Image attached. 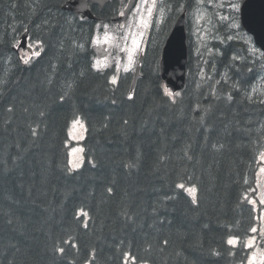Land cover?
<instances>
[{
	"label": "trees",
	"instance_id": "16d2710c",
	"mask_svg": "<svg viewBox=\"0 0 264 264\" xmlns=\"http://www.w3.org/2000/svg\"><path fill=\"white\" fill-rule=\"evenodd\" d=\"M65 1L0 0V264H86L93 249L94 264H123L125 251L147 264H245L249 250L226 240L251 235L258 212L243 199L253 195L264 148V98H247L258 60L227 41L231 27L221 22L226 44L208 58L204 78L188 45L186 83L173 102L158 74L160 48L176 17L186 11L188 23L197 5L167 0V27L147 39L129 100L132 75L113 86L114 69L90 67L95 28L122 2L91 6L89 19L62 9ZM25 28L44 42L27 65L13 47ZM74 114L87 131L84 163L70 173L64 145ZM177 183L195 185L198 203ZM80 208L88 216L77 219ZM69 237L78 248L53 251Z\"/></svg>",
	"mask_w": 264,
	"mask_h": 264
},
{
	"label": "snow or ice",
	"instance_id": "6c2138e0",
	"mask_svg": "<svg viewBox=\"0 0 264 264\" xmlns=\"http://www.w3.org/2000/svg\"><path fill=\"white\" fill-rule=\"evenodd\" d=\"M207 3L209 6L213 4V0H207ZM205 4V0H196V14H197V23H199L201 20H205L206 23L204 25V31L205 33L210 31L209 25H211V18L208 16V13L206 10H202L201 6ZM223 6L222 4L220 5ZM135 12L133 13L132 20L127 25V31L118 32L116 34H110L108 32V25H103L101 28L100 25H97V31H103L105 40L107 41L109 38L114 42L112 47L115 50V55H113L112 52H107V55L103 57V59L93 57L91 62V69L98 72V73H104L108 69H114L113 73L108 78V83H110L113 86H117L121 76L120 73L123 71L124 73H128L129 71H134V65L136 63V55L141 51V42L143 40L144 36V30H146L150 24H151V17L153 15L154 10L158 9L160 11H163V8L160 7V0H139L137 4L134 5ZM235 7V5H233ZM119 15L125 16V11H120ZM120 29H124L125 25H120ZM25 32H27V28L24 29ZM139 37L140 39H137ZM228 39H232L229 37ZM130 40V43H129ZM93 46H96L98 44V37H93L91 41ZM19 45L14 44L13 47H18ZM44 42L42 40H35L33 43L29 44V51L31 52V55H25L21 57L24 64H30L32 62V59L35 57H39L43 51ZM80 48H83L84 45H80ZM107 51V50H106ZM212 50L209 49V52ZM259 50L257 49H249L250 54L255 55ZM123 54V56H121ZM261 56H264V53H260ZM243 59L242 57L233 56V60ZM207 63V61H206ZM213 71H215V67L213 65ZM251 71V69H249ZM226 77V74H225ZM208 79H212L211 76L208 77ZM227 80L225 79V83ZM217 84L221 83V81H216ZM233 87H236V85H233ZM251 91L248 92L247 98L249 101L253 100V94L258 93L261 96H264V87L258 86V85H250ZM66 88L70 90L72 88L71 82L66 84ZM164 93L167 95L170 99H172L173 102H175V97L179 96L180 93H172L167 87L164 88ZM68 95V92L65 91L63 95L60 96V100L63 101L65 97ZM128 99H133L132 93H129ZM228 99L231 100L232 96L231 94L228 95ZM115 103V101H113ZM260 103H264V99L260 100ZM8 111H12L11 108L8 109ZM40 116L43 117L44 113L41 112ZM127 123V121H125ZM38 128L39 125H37L35 128H32V135L36 136L38 134ZM79 128L82 129L84 132L87 131L85 120L82 116L74 114L72 118L70 119V122L67 126V138L68 140L72 141H78L79 139H83V136H77L75 134V130ZM65 148L69 149L66 152L65 157V169L68 172H76L78 171L85 159V149L84 147H70L67 142H65ZM259 160L264 161V151H261L259 153ZM92 163V166L95 167V162L90 161ZM132 166V165H130ZM264 173V166H261L259 168V172ZM191 178L189 177V180ZM247 183V181H245ZM176 188L183 190L184 192H187L191 196V203L197 204V192L198 189L195 185H187L186 183H177L175 185ZM261 185L257 184V188L250 189L252 192H256L258 188H260ZM107 191L109 193L112 192L111 188H108ZM174 197H166V199H173ZM243 199H245L249 204L253 206V212H256L259 208L260 212L259 215L254 216V221L256 223L253 224V226L250 227L249 232L251 235H249L246 239L243 241L241 240V237L236 235H230L227 237L226 243L229 246L237 247L242 246L243 249L251 250L248 252L246 256V262L247 264H264V247H261L257 244V241L260 240L261 243H264V192L259 193L258 199H249L248 194L245 193ZM81 216H88V213L84 211L83 208H80L77 211L76 218L79 219ZM87 223H84V227L87 228ZM163 243L167 245L168 241L164 240ZM70 246L71 248H78V245L73 242V239L69 237L68 239L61 240L59 243L54 244L53 251L56 253H59L61 256H63L66 252V247ZM122 260L123 264H147L146 261H140L137 256L133 255L130 251H125L122 253ZM95 261V250H92L90 258L86 261V264H94ZM243 264V262H242Z\"/></svg>",
	"mask_w": 264,
	"mask_h": 264
},
{
	"label": "rangeland",
	"instance_id": "374dc122",
	"mask_svg": "<svg viewBox=\"0 0 264 264\" xmlns=\"http://www.w3.org/2000/svg\"><path fill=\"white\" fill-rule=\"evenodd\" d=\"M119 1L122 2L123 4L122 8H123L126 5L128 0H119ZM138 2L139 0H136L135 4H137ZM205 2L208 5L206 0ZM240 3H241V0H213V4L209 6L208 8L201 6L202 10H206L208 13V16L211 18V25H209L210 31L207 33H205L204 31V25L206 23L207 18L197 23L196 11H194V13L192 14L190 18V22L187 27V41L190 46L189 48L191 50V53L193 54L194 59H195L194 63H195L196 74L199 75L200 78H204L206 76V72H205L206 71V67H205L206 61L207 60L209 61L208 58L214 52L220 53L222 49V45L226 44L225 35L223 34L222 30H220L219 28H216V24L212 22L213 20L212 13H213L216 18L220 19V21L222 19L229 21L228 25H230L232 33L227 27H224V33L228 35L232 34L229 37H231L233 40L241 41L243 45L245 46V48L247 49L249 54H250L249 49L259 50L255 55L250 54L251 55L250 57L251 59L258 60L259 66L261 67L262 71H261L260 76L257 78V85L264 87V56L260 55V53H263V52L252 43L253 42L252 37H249L244 32L238 33V29H239V21H238L239 20V16H238L239 9L238 8L240 6ZM221 4L223 5L222 7L220 6ZM233 5H235V7H233ZM160 7L163 8V11H160L159 8L154 10L153 15L151 17V24L146 30H144V36L141 42V51L136 55V58H135L136 61H138L139 55L143 52L142 49L144 48L145 41L149 38V36L151 35L154 36L158 34V32L162 30L163 26L167 27V24H168L167 16L169 15L170 11L167 10L165 0H160ZM122 8L119 10V12L122 10ZM135 11H136L135 7H133V9L131 10L129 14L127 21L121 24V25H125L124 29H120L119 26L113 25L111 23H100L98 25H100L101 28L103 27V25H108V32L110 34H116L118 32L127 31L128 30L127 25L132 20L133 13ZM167 33H165V37L167 36ZM94 36L98 37V44L96 46H93L95 57L103 59V57L107 55V52H112L113 55H115V50L112 47L114 42L110 38L106 41L103 31H99V32L97 31V26H96V31H95ZM137 39H140V38L137 37ZM232 39H227V41L228 40L231 41ZM26 42L27 43L24 48L22 46V40L20 36L15 42L16 45H19L18 46L19 49L17 50L18 55L22 57L25 55H31V52L29 51V44L33 43L34 41L28 37ZM129 43H130V40H129ZM18 47H15V49ZM209 49H211L212 51L209 52ZM121 56H123V54H121ZM136 63L134 65V68L136 67ZM134 71H129L128 72L129 75H132ZM121 74H124V72L121 71L120 75ZM164 88L165 87H162L163 92H164ZM75 134L77 136L82 135L84 137L85 132L82 129L77 128L75 130ZM81 141L82 139H79L78 141L68 140V144L70 147L72 146L82 147ZM261 151H264V148ZM261 151H259L257 154L256 166H255L256 169L254 172L255 188H257V184H260L261 187L258 188L256 192H253V195L250 196L249 199H254V198L258 199L259 193L264 192V173H260L259 175H257V173L259 172V168L261 166H264V161L259 160V153ZM257 211H258L257 215H259V212H260L259 208L257 209ZM257 244L260 245L258 241H257ZM261 247H264V246H261ZM245 264H247V262H245Z\"/></svg>",
	"mask_w": 264,
	"mask_h": 264
},
{
	"label": "water",
	"instance_id": "95a60500",
	"mask_svg": "<svg viewBox=\"0 0 264 264\" xmlns=\"http://www.w3.org/2000/svg\"><path fill=\"white\" fill-rule=\"evenodd\" d=\"M106 2L107 0H67L63 3L62 9L71 11L72 13L74 12L82 17L93 19V15H91L92 13L89 11L88 6L95 4L102 8ZM134 3V0H128L123 10L126 15L112 16L110 21L117 25L126 21ZM239 9L241 26L245 32L252 35L254 44L264 52V0H244ZM184 16L185 14L182 13L173 23L174 25L161 48L159 59L160 76L165 86L174 93L184 87L186 80L187 48H185ZM28 32L29 30L27 32L24 31L21 35L23 47H25ZM140 61L141 57L137 61L138 64L133 74L130 91L133 90L135 82L139 77Z\"/></svg>",
	"mask_w": 264,
	"mask_h": 264
},
{
	"label": "bare ground",
	"instance_id": "6f19581e",
	"mask_svg": "<svg viewBox=\"0 0 264 264\" xmlns=\"http://www.w3.org/2000/svg\"><path fill=\"white\" fill-rule=\"evenodd\" d=\"M241 42V41H240ZM211 45V44H210ZM251 79H252V77H251ZM236 91V90H235ZM240 96V95H239ZM16 133V132H15ZM68 139V138H67ZM67 143H68V141H67ZM68 150V149H67Z\"/></svg>",
	"mask_w": 264,
	"mask_h": 264
}]
</instances>
